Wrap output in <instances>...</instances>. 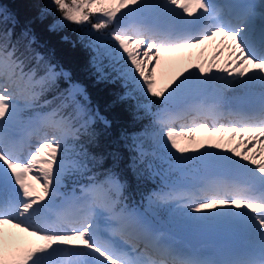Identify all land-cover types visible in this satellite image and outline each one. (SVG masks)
I'll return each instance as SVG.
<instances>
[{
	"label": "snow or ice",
	"instance_id": "snow-or-ice-1",
	"mask_svg": "<svg viewBox=\"0 0 264 264\" xmlns=\"http://www.w3.org/2000/svg\"><path fill=\"white\" fill-rule=\"evenodd\" d=\"M45 8L58 13L50 32L67 28L91 51L95 82H119L118 101L152 118L153 151L133 136L130 167L138 177H160L162 186L129 206L120 174L98 171L103 159L77 143L82 136L93 142L96 122L109 121L71 73L25 56L9 31L0 40V264H264V0L259 27L252 3L47 0ZM211 44L218 47L207 60L192 61L190 50L203 57ZM224 90L258 91L260 100L232 111L193 103ZM201 131L217 140L205 144ZM147 156L167 167L149 161L138 170ZM190 168L203 173L197 185L169 181ZM66 178L71 193L61 191ZM165 205L233 229L246 249L222 250L216 259L182 256L149 218Z\"/></svg>",
	"mask_w": 264,
	"mask_h": 264
},
{
	"label": "trees",
	"instance_id": "trees-1",
	"mask_svg": "<svg viewBox=\"0 0 264 264\" xmlns=\"http://www.w3.org/2000/svg\"><path fill=\"white\" fill-rule=\"evenodd\" d=\"M46 3L47 0H0V40L5 38V33L11 31L12 43L18 42L17 46L25 56L38 54L50 60L58 70L63 69L71 73L72 80L84 86L90 97L92 109L98 110L111 126L106 127L101 121H97L92 128L93 142L89 143L88 136H82L77 143L84 144L89 153L103 159L98 171L112 168L120 174L121 179L127 183L126 202L130 207L138 205L142 193L158 190L162 186L158 176L151 177L145 172L143 176L138 177L130 167L132 157L137 155L129 148L133 136L142 142L146 151L152 152L151 134L154 131L152 118L143 112L135 114L134 102L118 101L117 96L124 91L119 82L116 84L95 82L90 71L91 51L79 42L77 33L70 32L67 28L58 32L49 31V25L57 18L54 12H46ZM42 13L45 14L43 17ZM5 15L8 19L4 18ZM25 32L28 33L27 38L24 36ZM65 35L75 42V46L62 39ZM29 40L31 51L27 50ZM66 86L67 84L61 80L60 90ZM54 95L56 93H48L45 98L51 99ZM155 110L153 107V111ZM114 156L117 159H114ZM149 161L158 168L153 157L147 156L145 163L140 164L138 170L144 169ZM72 188V179L66 178L65 193H71Z\"/></svg>",
	"mask_w": 264,
	"mask_h": 264
},
{
	"label": "rangeland",
	"instance_id": "rangeland-1",
	"mask_svg": "<svg viewBox=\"0 0 264 264\" xmlns=\"http://www.w3.org/2000/svg\"><path fill=\"white\" fill-rule=\"evenodd\" d=\"M248 3L256 5V16L254 19V23L256 25L257 21H260V4L262 3V0H254V3L253 1ZM55 14L58 19V13ZM217 47V44L205 45L203 57H200L199 55L201 50H190L192 61L196 62L198 59L207 60ZM226 56L227 53L225 52L224 55L216 62V67L223 65ZM186 62L187 59L185 60V63ZM180 66L181 65H177L176 67L178 68ZM205 67L207 68V64H205ZM255 95H259L258 91L252 94H245L236 90H224L223 92H210L204 97L197 98V100L193 101V103L200 100H203L205 104L210 102L214 104L218 101L222 103L231 102L232 100L239 101L242 98H249ZM30 114L31 113H25L24 115L27 117V115ZM209 124H211V121ZM23 134L24 131L21 132V135ZM197 139L207 144L209 142H215L217 137H210L208 133L201 131L200 133H197ZM155 161L159 164L160 168L167 167L166 164H162L159 160ZM202 176L203 173L190 168L184 175L176 172L172 173L169 176V181L175 182L183 187H193L200 182ZM61 191L65 193L63 188ZM148 215L152 220L154 230L161 235L162 239L166 238L169 243L174 239L180 244V250H185L187 255L190 253V256L192 255L191 257L197 258L203 256V259H216L219 257V253L222 250L242 253V251L246 249L245 238L242 235L237 234L233 229H230L215 220L196 219L195 214L180 211L175 207V205L156 207ZM226 243L228 244L225 245ZM206 251L210 252V254L208 255Z\"/></svg>",
	"mask_w": 264,
	"mask_h": 264
},
{
	"label": "bare ground",
	"instance_id": "bare-ground-1",
	"mask_svg": "<svg viewBox=\"0 0 264 264\" xmlns=\"http://www.w3.org/2000/svg\"><path fill=\"white\" fill-rule=\"evenodd\" d=\"M248 1V0H246ZM258 99H255V102L251 103V104H246L245 106L242 105V100L240 99L239 101L237 100H232L231 102H216L214 104L218 105L220 107L221 110L223 111H232V110H241V109H247L248 107L258 104ZM253 99H248L247 102L250 103ZM208 105H212V102L208 103ZM210 122V121H209ZM228 243H226L225 245H227ZM169 245L179 254H181L184 257H188L190 256V253L187 255L185 250H180V244L178 242H176L174 239L171 240V242L169 243ZM219 247V246H216ZM243 252V251H242ZM192 256V255H191ZM196 258V257H195ZM198 259H203L202 257H197Z\"/></svg>",
	"mask_w": 264,
	"mask_h": 264
}]
</instances>
